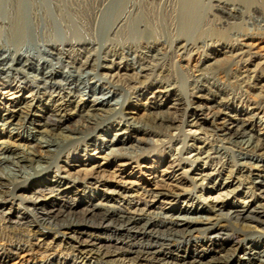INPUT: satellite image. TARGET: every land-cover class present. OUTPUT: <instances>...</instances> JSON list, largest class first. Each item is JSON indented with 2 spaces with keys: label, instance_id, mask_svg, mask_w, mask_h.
Segmentation results:
<instances>
[{
  "label": "bare ground",
  "instance_id": "obj_1",
  "mask_svg": "<svg viewBox=\"0 0 264 264\" xmlns=\"http://www.w3.org/2000/svg\"><path fill=\"white\" fill-rule=\"evenodd\" d=\"M262 45L264 0H0V264H264Z\"/></svg>",
  "mask_w": 264,
  "mask_h": 264
},
{
  "label": "rangeland",
  "instance_id": "obj_2",
  "mask_svg": "<svg viewBox=\"0 0 264 264\" xmlns=\"http://www.w3.org/2000/svg\"><path fill=\"white\" fill-rule=\"evenodd\" d=\"M262 47L264 48V45H262ZM80 49V48H79ZM80 50H82V49H80ZM81 53V52H80ZM79 50H77V51H75V52H73V53H71L72 54V57L74 58V60H72V59H70V58H67L66 60L68 61V62H70V64H68V65H65V67L63 68V70H73V68L72 67H79L81 64L79 63V62H81V61H85L86 60V58L84 57H81L79 54ZM78 55V56H77ZM101 55H102V57H101ZM105 55L106 54H103V53H100V59L102 58V59H104V58H106L105 57ZM111 60H114L113 58H110ZM102 62H103V60H101ZM116 61V64L115 63H112V62H110V63H106L105 62V64H108V66L110 67L109 69H105V68H97V67H91V68H87V69H85V71L86 72H88V71H90L92 74H95V73H97V78L95 79V82H96V87H98V88H100L101 86H104V85H107V83H106V81L105 80H109V81H111V82H114V83H117L118 85H121V88H123V89H121V91L120 92H122V93H126L127 94V92L129 93V92H131L132 91V89L134 90L135 88H137V86H138V84L136 83V80H137V78H139L138 77V75L136 74L137 72H135V71H125L124 70V64L122 63L121 64V61L119 60V59H116L115 60ZM130 63H131V61H129ZM104 64V63H103ZM178 66H176L174 69H175V71H176V73L179 71V77H181L182 78V71H183V69L182 70H180L181 68H177ZM97 68V69H96ZM91 69H93V70H91ZM94 71V72H93ZM97 71V72H96ZM89 72V73H90ZM148 72H146V73H143V75H146ZM100 76V77H99ZM92 77V76H91ZM104 77V78H103ZM153 77V75H152V73H150L149 72V74H148V76H147V78L149 79V78H152ZM22 77H20V78H18L17 80H14V82H13V84H14V86L15 85H17V86H20L22 89H26L27 88V90H25L24 91V94L25 95H27L28 94V92L30 91V90H36V88L35 87H31L30 86V84H27L26 83V81H25V78L24 79H21ZM221 80H220V79ZM223 78L224 77H222V76H219V77H217V79L219 80V81H221V82H223V81H225V78H224V80H223ZM99 79V80H98ZM60 80H62V79H60ZM0 82L2 83V81L0 80ZM104 82V83H103ZM24 83V84H23ZM41 86H43V83H42V85ZM31 87V88H30ZM29 88V89H28ZM124 89L126 90V91H124ZM51 89L49 88L48 89V91H50ZM131 90V91H130ZM124 91V92H123ZM124 93V94H125ZM146 102V99L144 98V99H142V102H140V104L142 103H145ZM138 116H142V113L141 112H139V115ZM141 118V117H140ZM141 121V120H140ZM99 136V137H98ZM102 136V137H101ZM100 138H103V134H101V133H99L97 136H96V139L97 140H99ZM153 138V137H152ZM151 138V139H152ZM153 141H154V138H153ZM99 143H100V141H98ZM85 143V142H84ZM98 143V144H99ZM82 145H84V144H80V147H82ZM84 147V146H83ZM100 146L99 145H97V146H95V147H91V151L89 152V154L88 155H86V156H83L82 157V159L83 160H87V159H90V160H95V161H102L101 160V158L102 157H104L106 154L103 152V151H101L100 149H98ZM166 152H168V150H167V148L165 147V146H160V145H157L156 143L155 144H153L152 146H150V148H149V150L146 152V153H151V154H149V156L150 155H156L158 158L159 157H162ZM228 155V156H227ZM231 155V156H230ZM156 156H153V157H151V160H157L155 157ZM223 157H226V159H228L229 161H231V163L232 162H235L234 160H238V157H234V155L232 156V153H227L226 155H223ZM231 157V158H230ZM233 158H234V160H233ZM237 158V159H236ZM115 168H116V166L115 165H113V167L111 168L112 169V172L115 170ZM129 174V173H128ZM132 174H134V175H136V178L134 177V178H131L130 180H132L133 182H136L139 186H145V184L144 183H146L145 182V177H146V179L147 178H149V176H145V175H147V171L145 170V169H143V168H141V169H138V168H136L135 169V171L132 173ZM110 180H112V181H119L120 179L119 178H117V177H115L114 175H112L111 177H110ZM114 182V183H115ZM188 185L189 184H186V187H188ZM108 188L109 189H113V184L111 185H109L108 186ZM252 226H254V227H257V228H259V230H262L263 228H264V226L262 227H260V226H258V225H256L255 223H252L251 224ZM235 227H238L239 229H242L243 227L242 226H236L235 225ZM244 229V228H243ZM26 234H31V233H29V232H26ZM10 235V238L14 241V240H16L17 239V237L16 236H14V235H12V234H9ZM54 236V235H53ZM52 236V237H53ZM196 236H198V235H196ZM22 260L23 259H21L20 257H13L12 258V260H10L9 262H8V264H22Z\"/></svg>",
  "mask_w": 264,
  "mask_h": 264
}]
</instances>
